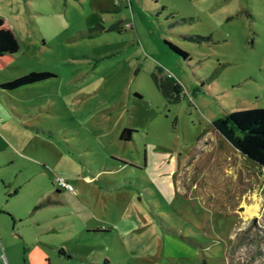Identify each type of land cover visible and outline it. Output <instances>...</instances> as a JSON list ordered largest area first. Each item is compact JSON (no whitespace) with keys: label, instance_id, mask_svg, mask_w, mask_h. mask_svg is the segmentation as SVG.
<instances>
[{"label":"rangeland","instance_id":"rangeland-1","mask_svg":"<svg viewBox=\"0 0 264 264\" xmlns=\"http://www.w3.org/2000/svg\"><path fill=\"white\" fill-rule=\"evenodd\" d=\"M3 23V75L55 76L10 93L34 116L0 141V264H264V168L213 125L264 108V0H0Z\"/></svg>","mask_w":264,"mask_h":264},{"label":"trees","instance_id":"trees-1","mask_svg":"<svg viewBox=\"0 0 264 264\" xmlns=\"http://www.w3.org/2000/svg\"><path fill=\"white\" fill-rule=\"evenodd\" d=\"M182 55L186 52L176 49ZM55 75L52 72H30L14 80L0 85L4 90H15L24 86L44 81ZM167 82L158 81V86L168 98H179L183 92L182 86L174 79L167 77ZM174 93L176 94L175 96ZM214 127L223 135L240 153L252 159L264 168V108H250L232 111L224 117L213 122ZM134 130L124 128L120 138L131 140Z\"/></svg>","mask_w":264,"mask_h":264},{"label":"crops","instance_id":"crops-1","mask_svg":"<svg viewBox=\"0 0 264 264\" xmlns=\"http://www.w3.org/2000/svg\"><path fill=\"white\" fill-rule=\"evenodd\" d=\"M3 24H4V28L2 27V29L0 30V33H2L3 31L5 32L3 34H0V85L11 80L10 78L5 77L2 72V69L5 64V62L3 61V57H1L2 56L1 54L4 52L3 46H7L8 47L7 49L9 50L13 48V46L10 47V45L17 43V37L12 27L8 28L9 25L8 27H5V24L7 23H3ZM26 87H29V85L21 88H26ZM11 91L13 90H4L0 87V141L1 142H4L3 128L7 125V123L12 122V123L24 125L28 120L32 119L34 116L30 112V109L32 108L30 105L28 104L21 105L19 102H16L13 99H11V95H10ZM1 150L3 149L0 146V151ZM13 162H14L13 159H6V161H4V163H0V165L12 164ZM0 259H1V254H0Z\"/></svg>","mask_w":264,"mask_h":264},{"label":"built area","instance_id":"built-area-1","mask_svg":"<svg viewBox=\"0 0 264 264\" xmlns=\"http://www.w3.org/2000/svg\"><path fill=\"white\" fill-rule=\"evenodd\" d=\"M168 77L172 78L170 75ZM55 181L62 188H65V189L70 190V191L74 190V188H73V186L71 184H68L64 179H62L60 177H57Z\"/></svg>","mask_w":264,"mask_h":264}]
</instances>
